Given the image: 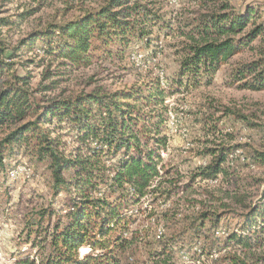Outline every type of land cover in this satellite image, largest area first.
Segmentation results:
<instances>
[{"label": "trees", "instance_id": "1", "mask_svg": "<svg viewBox=\"0 0 264 264\" xmlns=\"http://www.w3.org/2000/svg\"><path fill=\"white\" fill-rule=\"evenodd\" d=\"M155 4L152 0H105L76 21L30 34L12 51L33 48L41 42L48 55L74 68L88 67L95 51L109 52V47L118 43L143 38L146 27L159 20ZM202 5L206 12L191 23L193 30L183 48L182 75H213L232 55L251 47L263 34L260 26L250 28L254 10L233 16L227 12V0H204ZM9 25L7 18L0 19V28ZM4 38L0 30V169H5L7 156L23 150L37 164L47 167L55 196L62 192L70 195L66 214L50 205L27 221L26 241L37 249L39 262L27 258L21 264H171L175 239L182 231L197 233L206 221L217 226V214L204 212L179 227L180 212L169 208L152 211L146 217L153 226L163 223L167 230L153 243L145 240L149 237L147 227L131 230L136 211H129L130 207L143 204L147 196L154 202H167L176 190L174 181L164 178V166H160L161 152L167 146L162 136L165 102L172 92L167 94L159 80L115 94L91 92L48 102L37 98L28 74L20 76L13 71V64L6 60L8 45ZM259 68L256 62L244 65L234 75V82L256 73L241 87L264 91V68L257 74ZM65 129L76 142L70 152L58 134ZM208 152L212 160L197 169L194 180L226 175L222 165L228 153ZM256 157L263 161L264 153L256 152ZM257 226L264 233L261 206L253 208L244 223L248 230ZM231 240L252 248L250 238L234 234ZM83 249L89 252L82 254Z\"/></svg>", "mask_w": 264, "mask_h": 264}, {"label": "rangeland", "instance_id": "2", "mask_svg": "<svg viewBox=\"0 0 264 264\" xmlns=\"http://www.w3.org/2000/svg\"><path fill=\"white\" fill-rule=\"evenodd\" d=\"M104 1L0 0V19L7 18L10 23L0 28L8 45L6 60L13 64L15 73L28 74L37 98L48 102L91 92L115 94L159 80L167 94L172 92L165 102L162 136L167 146L161 152L160 166H164L162 174L174 181L176 190L167 202H154L147 196L143 204L130 207L129 211H136L131 230L147 227L149 237L145 240L153 243L167 230L163 223L153 226L146 218L152 211H179V227L204 212L216 213L217 226L206 221L197 233L182 231L175 239L171 264H264V233L258 226L250 230L244 227L250 211L264 207V160L256 159V152L264 153V91L241 87L256 73L234 82V75L244 65L259 63L257 74L264 68V0H227V12L233 16L254 10L250 28L260 26L263 34L210 76L181 74L183 48L193 30L191 23L206 12L204 0H152L159 20L146 27V35L111 46L109 52L95 51L88 67L74 68L48 55L41 42L33 48L12 51L30 34L76 21ZM58 134L67 143V152L76 147L69 130ZM211 150L228 153L222 165L226 175L194 180L197 169L212 160ZM69 203L66 192L53 194L51 174L45 165L37 164L23 150L7 156L5 169H0V264H21L27 258L38 263L37 249L26 241L27 221L50 205L66 214ZM234 234L250 238L252 248L232 242ZM86 252L89 250H82V254Z\"/></svg>", "mask_w": 264, "mask_h": 264}]
</instances>
